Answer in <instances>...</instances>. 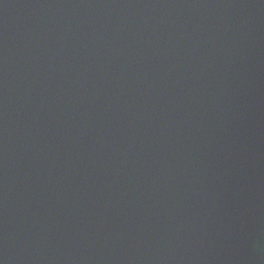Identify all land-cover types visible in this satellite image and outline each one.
Returning <instances> with one entry per match:
<instances>
[{
  "label": "water",
  "instance_id": "obj_1",
  "mask_svg": "<svg viewBox=\"0 0 264 264\" xmlns=\"http://www.w3.org/2000/svg\"><path fill=\"white\" fill-rule=\"evenodd\" d=\"M0 264H264V0H0Z\"/></svg>",
  "mask_w": 264,
  "mask_h": 264
}]
</instances>
